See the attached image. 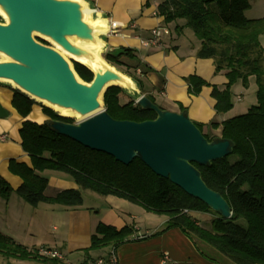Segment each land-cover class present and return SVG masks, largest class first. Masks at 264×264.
I'll return each mask as SVG.
<instances>
[{
	"label": "trees",
	"instance_id": "obj_1",
	"mask_svg": "<svg viewBox=\"0 0 264 264\" xmlns=\"http://www.w3.org/2000/svg\"><path fill=\"white\" fill-rule=\"evenodd\" d=\"M249 6L250 0H162L157 7V14L164 17L166 23L185 20V26L200 41L197 57L213 59L215 72L223 73L228 80L223 88H218L197 76H190L186 79L189 94L196 96L202 87L211 86L215 111L226 113L233 107L231 88L239 81L247 88L250 77L256 81L255 106L221 124H210L213 129L221 127L219 137L235 143L233 153L212 162L209 167L195 165L206 185L229 203L236 220L221 218L168 179L155 175L140 159L136 158L125 166L112 156L53 133L45 122L29 120L36 102L17 89L12 90L11 105L23 118L19 135L31 166L11 160L9 170L22 179V184L13 190L0 176V197L8 200L16 193L32 206L47 203L72 208L82 205V191L103 197L115 196L149 212L167 216L165 230L178 228L190 239L196 236L236 264H264V47L260 42L264 35V17H245L244 11ZM129 52V49L106 52L103 58L111 66L121 68L124 64L120 57ZM74 70L84 83L90 84L94 80V73L87 66L74 62ZM126 74L131 77L135 88L140 89V80L129 72ZM126 91L118 85L105 90L103 107L113 119L143 122L156 118L154 112L136 104L142 92H135V99L123 101ZM184 109L180 106V111ZM41 110L47 119L73 123L49 108ZM196 125L202 131V126ZM204 135L209 140L215 137ZM47 170L67 174L79 189L46 197L48 179L41 173ZM204 212L214 216L206 227L192 215ZM133 234V226L117 229L99 223L90 247L84 251L117 248L129 241ZM0 255L21 261L56 263V260L43 258L38 251H29L1 233Z\"/></svg>",
	"mask_w": 264,
	"mask_h": 264
},
{
	"label": "crops",
	"instance_id": "obj_2",
	"mask_svg": "<svg viewBox=\"0 0 264 264\" xmlns=\"http://www.w3.org/2000/svg\"><path fill=\"white\" fill-rule=\"evenodd\" d=\"M78 1L104 30L98 34L102 51L131 50L120 57L124 64L121 68L107 62L126 79L127 83L121 87L132 93L142 92V96H149L164 110L180 112V106H183L193 122L202 126L204 134L221 135V127L213 129L210 124H221L229 118L225 113L215 111L216 101L211 95V86L223 88L228 80L223 73L215 72L213 59L197 57L200 41L185 26V20L166 23L164 17L157 14L162 0ZM112 23L118 25L114 31ZM157 27H167L170 34L162 37L159 46H144L143 40L149 38L151 30ZM126 72L140 80V89L135 88ZM190 76H197L211 86L202 87L196 96L191 95L186 82ZM12 97V90L0 87V103L11 114L8 119H0V136H6L4 141L0 140V176L13 190H17L22 179L11 173L10 161L31 166V160L21 146L19 129L23 118L12 107ZM241 100L238 97V101ZM28 119L37 123L47 120L43 113L38 112L31 113ZM41 175L48 179L44 193L48 198L64 190L79 189L65 173L47 170ZM82 196V205L72 208L47 203L32 206L16 193L8 200L0 197V233L29 251L41 248L57 250L64 256V261H56L55 264H83L111 253L117 256L118 264H218L205 258L180 229L165 230L168 218L159 220L143 207L115 196L103 197L87 191H82ZM138 219L142 220L139 224L135 222ZM99 223L117 229L133 226L134 234L117 248L85 252ZM24 262L47 264L38 260Z\"/></svg>",
	"mask_w": 264,
	"mask_h": 264
},
{
	"label": "water",
	"instance_id": "obj_3",
	"mask_svg": "<svg viewBox=\"0 0 264 264\" xmlns=\"http://www.w3.org/2000/svg\"><path fill=\"white\" fill-rule=\"evenodd\" d=\"M0 5L11 13V25H0V50L25 65L0 64V79L14 82L24 89L20 88L22 92L43 101L75 107L80 113L91 115L79 123L47 119L45 125L50 131L112 156L125 166L140 159L155 175L168 179L221 218L236 220L229 203L206 185L195 166L209 167L231 155L235 148L232 140L218 136L209 140L187 109L164 110L147 96L138 98L136 104L154 112L155 119H113L101 108L105 90L113 86H106L112 77L98 78L92 70L94 80L84 84L61 55L39 45L33 37L38 32L60 44L66 42L65 37L79 32L76 8L51 0H0ZM10 115L0 103V119Z\"/></svg>",
	"mask_w": 264,
	"mask_h": 264
},
{
	"label": "rangeland",
	"instance_id": "obj_4",
	"mask_svg": "<svg viewBox=\"0 0 264 264\" xmlns=\"http://www.w3.org/2000/svg\"><path fill=\"white\" fill-rule=\"evenodd\" d=\"M244 15H245V17H247L249 19L263 18L264 17V0H250V6L244 11ZM91 18H92V21L95 23V21H96L95 18H93V17H91ZM10 21H11L10 10L8 8L0 5V25L8 26ZM172 28L174 29L175 25H173ZM190 32H193V31L190 29ZM33 37L35 38L36 43H38L39 45L48 47V48L54 50L59 55H61L63 57V59L68 63L70 68L72 70L74 69V61L63 54L64 51L59 48L58 42L56 40H54L51 36H46V35L43 36L41 34L40 35L34 34ZM41 41L45 42V44L42 43ZM260 42H261V45L264 47V35H262L260 37ZM104 54H105V52L101 51L102 57L104 56ZM13 61H15L13 58H11L9 55H7L6 53H4L0 50V64H10ZM5 86L10 90L17 89V90L21 91L19 86L16 85L14 82L9 81V80L0 79V87L5 88ZM256 90H257V85H256V81H255L254 77L249 78L247 88H245L242 85V82H240V81L237 82L231 88V101H232L233 107L228 112L225 113V116L228 118H230V117L232 118V117L247 113V111L251 107H253L257 104ZM25 94L29 95L36 102L37 106L31 112L32 114H35V112H38L39 114H41V113H43L41 108H49V109L53 110L55 113H57L59 116L71 119L73 121V123H79V122L85 120L86 118H88L90 116V115H86L84 113H79L77 115L69 116V117L62 116L60 112L54 110L47 102L41 100L40 98L32 96L28 93H25ZM135 97H136V95L134 93L127 90L123 94L122 100L126 101V99H129V100L135 99ZM238 97H241L242 100L238 101ZM101 108H104L103 104H101ZM39 121H41V119ZM87 192H90V191H87ZM90 193L94 194L93 192H90ZM86 203L88 205H92L90 203V201H87ZM139 207L142 208L141 206H139ZM192 215L196 218L197 222H199L201 225H203L205 227L208 226L209 222L214 218V216L212 214L206 213V212H204V213H193ZM153 216H156L157 219H159V220L160 219L161 220L167 219V216H165V215H159V214L153 213ZM141 221H142L141 219L135 220V222L137 224L141 223ZM129 223H132V221L130 220ZM190 240H192V242L195 244V246H197V249L201 252V254H203V256L205 258L212 259L215 263H218V264H236L233 261H231L230 259H228L227 257H225L223 254H221L218 250H216L212 246L206 244L205 242H203L202 240H200L196 236H193ZM0 264H26V262L15 259V258H9V257H5L3 255H0Z\"/></svg>",
	"mask_w": 264,
	"mask_h": 264
},
{
	"label": "bare ground",
	"instance_id": "obj_5",
	"mask_svg": "<svg viewBox=\"0 0 264 264\" xmlns=\"http://www.w3.org/2000/svg\"><path fill=\"white\" fill-rule=\"evenodd\" d=\"M51 1L55 3H65L76 8V16L79 23V32H76L72 36L65 37L66 42L62 44L58 43L59 48L64 51L63 54L71 60H75L93 70L95 74H97L98 78L112 77L106 86H120L126 84V79H124L123 76L117 73L114 68L110 67L101 56L102 50L100 41L98 39V34L103 33L104 30L101 28V25L95 24L92 21L91 13L84 7V4L78 0ZM10 25L11 21L8 26ZM34 34L40 35V33L38 32H34ZM41 35L44 36V34ZM64 36L65 35H63L62 37ZM12 63L25 67V65L21 64L18 61H13ZM20 88L24 90L21 86ZM45 102H47L54 110L60 112L62 116L69 117L80 113L75 107H64L62 105L52 104L48 101ZM101 102L102 97L100 94L97 97V103L100 104Z\"/></svg>",
	"mask_w": 264,
	"mask_h": 264
},
{
	"label": "built area",
	"instance_id": "obj_6",
	"mask_svg": "<svg viewBox=\"0 0 264 264\" xmlns=\"http://www.w3.org/2000/svg\"><path fill=\"white\" fill-rule=\"evenodd\" d=\"M93 13L96 12V10L92 11ZM112 31L116 30L118 25L117 23H112ZM170 31L167 27H157L153 30H151L150 37L146 40H143L144 46H159L162 42V37L169 35ZM6 136H0V140H5ZM187 212V211H185ZM38 253L43 258L49 259V260H56V261H64V256L58 252L57 250L53 249H47V248H41L38 250ZM83 264H118L117 256L114 253L109 254L106 257H100L98 259L87 261Z\"/></svg>",
	"mask_w": 264,
	"mask_h": 264
}]
</instances>
